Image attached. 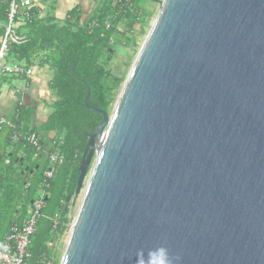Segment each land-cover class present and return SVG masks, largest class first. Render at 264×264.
<instances>
[{
    "label": "water",
    "instance_id": "1",
    "mask_svg": "<svg viewBox=\"0 0 264 264\" xmlns=\"http://www.w3.org/2000/svg\"><path fill=\"white\" fill-rule=\"evenodd\" d=\"M154 1L59 264H264V0Z\"/></svg>",
    "mask_w": 264,
    "mask_h": 264
},
{
    "label": "trees",
    "instance_id": "2",
    "mask_svg": "<svg viewBox=\"0 0 264 264\" xmlns=\"http://www.w3.org/2000/svg\"><path fill=\"white\" fill-rule=\"evenodd\" d=\"M9 1L6 0L3 6L5 21L8 19ZM134 1L132 8H126L113 20L111 29L105 28L104 21L116 8L115 0H103L97 10L98 25L94 27H91L92 21L81 22L77 9L70 11L62 22H57L53 17L39 19V10L33 6L31 16L17 22L26 32L22 36H27V40L12 39L9 57L28 67L48 66L53 73L50 89L57 98L43 128L60 133L59 149L65 157L60 166L49 167L45 160H41L50 151L35 157V149L22 140L17 143L25 145L23 159L17 160L15 156L0 167V244L7 229L6 223L20 222L27 215L31 200L41 190L45 191V206L29 247L31 258L28 264H41L42 259H50L52 264L60 262L55 245L62 235L70 232L73 221V217L69 218L71 202L67 206V200L70 198L71 201L75 196L79 166L89 135L103 119L102 113L85 106V98L90 91L88 103L111 112L126 80L127 70L114 73L109 68L115 53L110 37L114 36L115 43L132 47L136 53L137 35L147 32L145 27L153 13L139 4V0ZM118 26H123V32L117 30ZM25 114L24 111L19 118L23 130H37ZM49 169L52 176L49 187L44 189L42 184ZM56 219L59 223L55 227Z\"/></svg>",
    "mask_w": 264,
    "mask_h": 264
},
{
    "label": "crops",
    "instance_id": "3",
    "mask_svg": "<svg viewBox=\"0 0 264 264\" xmlns=\"http://www.w3.org/2000/svg\"><path fill=\"white\" fill-rule=\"evenodd\" d=\"M102 2L103 0H32L33 7L39 10V19L53 17L57 22H62L69 16L70 11L77 9L81 16V22L92 21L91 23L97 20V10ZM4 4H6V0H0V41L8 22V19L5 21V9L3 8ZM19 25L20 24L18 23L15 24L14 39L21 38L22 41H25L27 40V36L22 35L26 34V32H24L23 29H20ZM7 59L8 61L19 62L9 56ZM31 67L33 69V73L30 76L7 74L1 77L0 116H4L12 121V123L15 124V127H0V167L3 164H8L15 156L17 157V160L23 159L25 156V145L19 146L17 142L23 140L22 136L32 132L36 133L40 137L45 151L49 150V153L53 151L60 152L59 145L62 139L60 133L55 130H45L43 128V125L48 121L52 112L53 103L57 98L56 93L50 89L53 73L50 71L48 66L42 68L35 66ZM24 111L26 112L25 116L30 117L32 127L37 130H23L20 125L19 118ZM23 141L25 142L24 144H28L25 140ZM35 157L40 156L35 155ZM44 160L47 162V166L50 167L48 156H46L45 159L43 158L41 161L44 162ZM45 180L42 186L44 189H47L49 187V179ZM39 195L40 192L35 199H37ZM35 199L31 200V202L33 203ZM31 202L30 207L27 210V214L31 208ZM26 216H23L20 222L16 223L21 224ZM69 218H71L70 215ZM12 225L13 224L10 225V222L6 223L5 226L7 229L2 235L1 244L3 243L6 235L9 233ZM63 236L64 235H62L60 239H62ZM49 244L51 245L52 243Z\"/></svg>",
    "mask_w": 264,
    "mask_h": 264
},
{
    "label": "built area",
    "instance_id": "4",
    "mask_svg": "<svg viewBox=\"0 0 264 264\" xmlns=\"http://www.w3.org/2000/svg\"><path fill=\"white\" fill-rule=\"evenodd\" d=\"M135 4L134 0H115L114 11L108 15L104 21L106 29L113 27V20L126 11V8H132ZM32 0H10L8 9V22L5 26L3 37L0 41V83L1 77L7 74L30 76L33 73L32 67L20 62L8 61L9 48L11 40L14 39V27L19 20L31 16L30 9L32 8ZM118 7V8H117ZM22 10V13L20 11ZM98 25L97 20L93 21L91 27ZM117 30L123 32V26H118ZM110 42L115 43L114 36L110 37ZM11 126L15 127L9 119L0 116V127ZM18 136V135H17ZM28 144L34 147L35 155L39 156L44 153V147L40 137L32 132L22 136ZM50 166L55 167L64 161V155L60 152L53 151L48 155ZM52 170L46 172V179H50ZM46 184V180H45ZM45 191L41 190L40 195L35 199L31 208L21 224L15 223L10 227L9 233L6 235L3 243L0 246V264H28L31 258L29 247L32 242V237L37 231V227L42 217V211L45 206ZM58 225V220L54 221V226ZM41 264H52L50 259H42Z\"/></svg>",
    "mask_w": 264,
    "mask_h": 264
},
{
    "label": "rangeland",
    "instance_id": "5",
    "mask_svg": "<svg viewBox=\"0 0 264 264\" xmlns=\"http://www.w3.org/2000/svg\"><path fill=\"white\" fill-rule=\"evenodd\" d=\"M140 2H138L139 4H141L143 7H145L146 9H149L151 10L153 13H152V16L148 18V23H147V26L145 27L147 32L143 35H140L138 34L137 35V43H136V46H137V52L134 53V49L130 46H126L124 44H120V43H114V48H115V53L109 63V68L114 72V73H118L120 71H124L125 69L127 70V73H126V78L128 77L130 71H131V68L137 58V55L144 43V41L146 40V37L158 15V12H159V9H160V6H161V3L160 2H156L154 0H139ZM132 57L131 59H129L130 56ZM133 55V56H132ZM130 62V63H129ZM125 83V81H124ZM124 83L120 89V91L118 92V95H117V99L113 105V108L111 109V112L110 114H112L114 108H115V105L120 97V94H121V91L123 89V86H124ZM92 167V165H91ZM90 167V168H91ZM88 178L89 176L87 177L86 179V183L87 184V181H88ZM83 193L84 191L78 195V196H74L73 197V200H71V203H70V213L69 215L71 217H73V220L74 218L76 217L77 215V212H78V209H79V206L81 204V201H82V197H83ZM74 222V221H73ZM73 224V223H72ZM72 224H71V227H72ZM71 231V230H70ZM69 235H70V232L66 233L62 239H60L59 241L56 242V249L59 253V261H61V258H62V255L64 253V250L66 248V244H67V241H68V238H69ZM60 263V262H59Z\"/></svg>",
    "mask_w": 264,
    "mask_h": 264
}]
</instances>
